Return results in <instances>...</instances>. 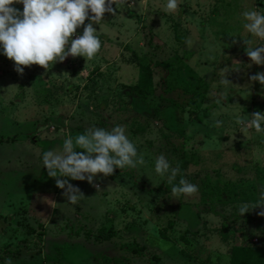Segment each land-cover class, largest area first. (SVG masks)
I'll return each mask as SVG.
<instances>
[{
	"label": "rangeland",
	"instance_id": "rangeland-1",
	"mask_svg": "<svg viewBox=\"0 0 264 264\" xmlns=\"http://www.w3.org/2000/svg\"><path fill=\"white\" fill-rule=\"evenodd\" d=\"M166 4L127 0L106 12L93 24L101 48L92 59L22 65L20 75L0 46V264H240L235 247L242 264H264L262 209L239 214L264 188V132L236 123L264 113V86L250 80L264 65L242 58L244 39L264 43L243 16L264 14V0H178L175 12ZM142 64L153 76L145 96ZM92 126H123L146 164L98 173L93 184L68 178L85 195L71 205L43 153H61ZM161 154L180 168L173 183L183 176L197 193L172 197L155 172ZM106 229L113 236L102 239Z\"/></svg>",
	"mask_w": 264,
	"mask_h": 264
},
{
	"label": "clouds",
	"instance_id": "clouds-1",
	"mask_svg": "<svg viewBox=\"0 0 264 264\" xmlns=\"http://www.w3.org/2000/svg\"><path fill=\"white\" fill-rule=\"evenodd\" d=\"M17 3L23 5L22 11L14 6ZM126 3L127 0H0V46L6 57L14 61V69L20 75L25 71L22 65L35 64L49 69L50 64L63 62L69 55L92 59L101 48L93 24H99L106 12L115 15ZM177 7L178 0H167L166 9L169 12H175ZM89 12L94 15H89ZM243 16L248 21L244 27L250 33L264 38V14L249 11ZM86 19L89 20L87 25ZM82 25V35L73 39L77 28ZM243 42L247 45L245 51L251 62L264 65V43L249 48L250 41L244 39ZM250 80L259 81L264 86V72H257ZM222 83L231 82L224 76ZM250 116V120L237 117L236 123L242 126L243 131L251 127L258 133L264 132V113L253 112ZM220 123L217 121V126ZM76 149L85 151L78 152ZM145 164L144 155L138 154L137 147L128 139L123 126H115L111 131L92 126L74 138L68 136L63 142L61 153L51 149L43 153V167L47 169L48 176L55 179L56 186L63 189L62 194L71 205L80 203L85 195L68 178L87 180L93 184L98 173L109 176L114 173V168L134 169ZM155 172L161 177L166 176L168 183L173 185V198L178 199L182 194L191 196L199 191L198 185L188 182L183 176L178 184L173 183L181 174L180 168L178 165L173 167L163 154L155 160ZM94 186L99 188V185ZM257 207L262 209L257 214L264 216V188H261L256 203H245L239 207V214L243 216ZM5 264H13V261L8 258Z\"/></svg>",
	"mask_w": 264,
	"mask_h": 264
},
{
	"label": "trees",
	"instance_id": "trees-1",
	"mask_svg": "<svg viewBox=\"0 0 264 264\" xmlns=\"http://www.w3.org/2000/svg\"><path fill=\"white\" fill-rule=\"evenodd\" d=\"M141 69H142L141 79L143 81V86L142 87L138 86L139 88H137V90L142 92V94L145 96V95H149L150 93L154 92V89H153V76H152V72H151V69H150V65L142 64ZM168 109H171L170 106H168ZM165 111H166V108H165ZM171 111H172V109L169 110V112H171ZM226 183H227V181L224 183V185H226V188H228L229 186H227ZM213 187L214 188L212 189V192L217 193V198L222 197L223 191H221V190H223L225 188L219 187L218 183H215ZM225 195H226V197L230 196L229 190L225 193ZM102 232H103L101 234V238L102 239H108V238H111L113 236V232H110L107 229L106 230H102ZM129 248L130 249L132 248L133 252H139L138 248L131 247V245L129 246ZM240 249L241 248H238V247H235L233 249V258H234V260L238 259L239 263L242 264L243 262H242V259H241ZM249 255H252V254H249ZM111 257L110 256L109 257L106 256L107 259L114 260V258H111ZM154 257H155V259H158V256H154ZM154 264H158V261L156 260L154 262Z\"/></svg>",
	"mask_w": 264,
	"mask_h": 264
},
{
	"label": "water",
	"instance_id": "water-1",
	"mask_svg": "<svg viewBox=\"0 0 264 264\" xmlns=\"http://www.w3.org/2000/svg\"><path fill=\"white\" fill-rule=\"evenodd\" d=\"M242 58H243L244 60H249V59H250V57H248L247 54H243V55H242ZM36 141H37V139H36Z\"/></svg>",
	"mask_w": 264,
	"mask_h": 264
},
{
	"label": "crops",
	"instance_id": "crops-1",
	"mask_svg": "<svg viewBox=\"0 0 264 264\" xmlns=\"http://www.w3.org/2000/svg\"><path fill=\"white\" fill-rule=\"evenodd\" d=\"M21 231H23V229H21ZM16 233H17V229H16V230H14L13 234H12V235H10V236H13V237H15V236H16ZM62 264H64V262H63Z\"/></svg>",
	"mask_w": 264,
	"mask_h": 264
}]
</instances>
